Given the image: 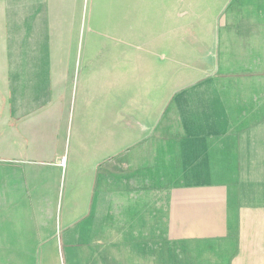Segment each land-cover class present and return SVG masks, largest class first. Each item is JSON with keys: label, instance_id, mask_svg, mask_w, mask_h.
Returning a JSON list of instances; mask_svg holds the SVG:
<instances>
[{"label": "crops", "instance_id": "obj_1", "mask_svg": "<svg viewBox=\"0 0 264 264\" xmlns=\"http://www.w3.org/2000/svg\"><path fill=\"white\" fill-rule=\"evenodd\" d=\"M212 1L160 44L202 67L122 127L113 92L58 196L78 0H0V264H264V0Z\"/></svg>", "mask_w": 264, "mask_h": 264}, {"label": "rangeland", "instance_id": "obj_2", "mask_svg": "<svg viewBox=\"0 0 264 264\" xmlns=\"http://www.w3.org/2000/svg\"><path fill=\"white\" fill-rule=\"evenodd\" d=\"M205 1L78 0L80 14L77 37L76 41H72L70 50L75 60L72 69L73 79L70 84H66V89H69L71 93L70 96L68 95L70 101L65 106V113L63 112V125L59 131L60 135L62 132L61 142L58 141L57 146V156L63 159V165H59L57 172H53L56 175L52 177L56 181L55 193L58 192V196L64 190L65 181L66 184L69 183L70 172L76 170L74 162L77 161L78 164L79 151L82 149L81 136L97 123L101 115L111 116L108 113V106L111 104L107 103H110L113 92L114 98L117 96L119 98L122 127L124 123L127 125L130 123L129 120L135 117L129 114V103L133 105L143 101L138 88L147 86L152 89L154 105L160 99V94L157 92L160 86H167L170 89L174 85V77L179 74V71L184 70V67L191 69L192 64L202 67V61H199L197 57L194 58L192 55L177 57L160 44L163 45L162 42L169 41V39L179 41L181 36L189 34V31L195 27L190 28L191 23L185 18L182 20L176 13L182 12L187 7L192 9L197 5H203ZM211 3L213 7L214 1L211 0ZM185 28L190 29L184 30ZM211 28V25H205L204 32L209 34ZM150 41H152L151 46H149ZM186 46H183L182 50H187ZM170 49L174 48L170 46ZM150 50L157 55L162 53L169 58L175 57L182 61L162 62L166 68L155 57L150 58L151 62L147 58L144 63L143 57L147 56ZM200 58L202 60V56ZM157 63L161 64L162 69ZM91 71H99V77ZM100 88L103 92L97 94V89ZM101 94L102 97L104 96L102 107L97 104L99 102L97 97ZM163 97L164 95H161L162 99ZM116 102L114 101V104ZM87 136L95 137V135ZM87 143L89 151L96 145L94 139ZM26 149H29L28 146ZM74 152H78L77 156ZM84 162L85 159L82 158V163ZM47 170L51 169L47 168ZM58 257L61 260V254Z\"/></svg>", "mask_w": 264, "mask_h": 264}]
</instances>
